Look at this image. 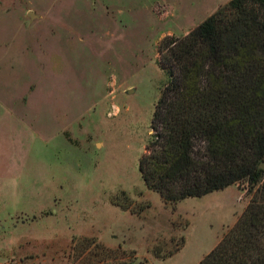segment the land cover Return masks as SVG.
Listing matches in <instances>:
<instances>
[{
  "label": "rangeland",
  "instance_id": "374dc122",
  "mask_svg": "<svg viewBox=\"0 0 264 264\" xmlns=\"http://www.w3.org/2000/svg\"><path fill=\"white\" fill-rule=\"evenodd\" d=\"M228 1L0 0V264H198L234 225L246 181L169 203L139 169L160 42Z\"/></svg>",
  "mask_w": 264,
  "mask_h": 264
},
{
  "label": "trees",
  "instance_id": "16d2710c",
  "mask_svg": "<svg viewBox=\"0 0 264 264\" xmlns=\"http://www.w3.org/2000/svg\"><path fill=\"white\" fill-rule=\"evenodd\" d=\"M158 52L167 81L142 178L169 203L246 181L250 202L198 264H264V0H229ZM79 242L81 256L95 246L115 259L93 239Z\"/></svg>",
  "mask_w": 264,
  "mask_h": 264
},
{
  "label": "water",
  "instance_id": "95a60500",
  "mask_svg": "<svg viewBox=\"0 0 264 264\" xmlns=\"http://www.w3.org/2000/svg\"><path fill=\"white\" fill-rule=\"evenodd\" d=\"M261 168H264V161L259 164Z\"/></svg>",
  "mask_w": 264,
  "mask_h": 264
}]
</instances>
